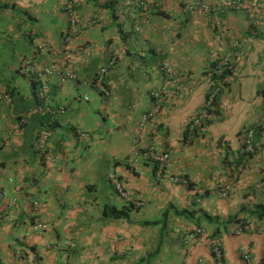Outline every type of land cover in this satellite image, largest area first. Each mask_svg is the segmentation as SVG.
<instances>
[{
    "label": "crops",
    "instance_id": "crops-1",
    "mask_svg": "<svg viewBox=\"0 0 264 264\" xmlns=\"http://www.w3.org/2000/svg\"><path fill=\"white\" fill-rule=\"evenodd\" d=\"M200 1L0 0V95L13 91L0 103V212L15 202L0 222V264H216L214 238L222 264H245L243 252L264 264V219L251 213L264 205V0L249 12L215 4L222 37ZM70 4L78 30L63 40ZM235 40L231 74L190 133L217 85L209 68ZM110 54L105 96L93 81ZM45 68L41 100L32 85ZM68 72L75 78L61 81ZM153 92L159 112L139 131ZM45 114L52 161L36 148ZM249 127L254 154L236 173ZM146 152L169 155L161 175Z\"/></svg>",
    "mask_w": 264,
    "mask_h": 264
},
{
    "label": "built area",
    "instance_id": "built-area-1",
    "mask_svg": "<svg viewBox=\"0 0 264 264\" xmlns=\"http://www.w3.org/2000/svg\"><path fill=\"white\" fill-rule=\"evenodd\" d=\"M259 1L260 0H250L248 2H241L239 0H201L198 4V8L201 11V13L204 15L207 23L212 24L214 26V28L218 27L220 29V30L218 29L219 30L218 33L222 37L223 33L221 32V24H220L221 22L217 21V19L212 21L213 15L216 12L215 4H219L223 7H225V9L227 11L231 10V11H248L249 12V11L253 10L254 8H256ZM144 3H145V0H131V4L133 6H136V7H141L144 5ZM65 13L69 18V26L71 27V31L76 32L78 30V24L76 22L74 9H73V6L71 4L67 5L65 7ZM65 40H68V38H65ZM228 47H229V51L225 54V56L222 59L219 60V66H220V68H223V69H225V67L230 68V69L232 68L233 51L241 48V42H239L238 40L231 41L228 44ZM84 53L88 55L89 49H85ZM66 57L69 58V55H67ZM116 61H117V58H116L115 54H110L107 62L103 66H101L94 74L93 86L98 92L102 93L105 96H109V91L105 87L104 82H105V79H106L109 71L116 65ZM163 69L166 72H170V69L168 68L167 65H165ZM51 73H52V71L50 68H45L42 71V73L39 75L41 85L39 88L38 97L41 100L46 99V95L48 93L47 76L50 75ZM74 78H75L74 72H68V73L62 75L61 81H64L67 79L72 80ZM222 85H223L222 82H217V85L209 91L208 96L206 97V100H205V108L187 126V130L190 133L193 132L195 130V128H197L198 126L201 125L202 121L204 120V118L207 115L206 110L210 109L213 106L215 98L219 94V92L222 88ZM151 97L155 100V106L150 112L145 113L141 116L139 127H138L139 131L144 127V125L146 124V122H148L149 119H151L155 114H157L159 112V108H160V104H161V96L158 93L153 92L151 94ZM83 99L87 100V97H83ZM0 102L5 104V105L9 104V100L3 96H0ZM61 112H62V108L59 109V111L57 113H61ZM255 129H256L255 127H249V128H245L242 131V141H241V147L242 148H241V151L244 154V158L241 162V165H239L238 170L235 171L236 173L244 167V164L247 162V160L249 158L248 157L249 154H254V148L252 145V140H253V136L255 134ZM50 135H51L50 130L48 129V127L46 125H44V127L39 132L37 139H36L37 151L42 152L43 149H46L47 140L49 139ZM138 155H139V153H138ZM142 156L145 159L151 160L157 164V174L158 175H161V173L164 172L165 165L169 159L168 154H166V153L165 154H154L153 152H146V153L142 154ZM45 160L46 161H52L53 158L50 154H47L45 157ZM109 179L119 189V184L116 181V179L114 178V176L111 175ZM170 180L174 183H181L182 182V184L188 186L187 181L180 179L178 177H172V178H170ZM221 195L226 196L227 192L224 191ZM2 217H3V214H0V221L2 220ZM31 228L33 229V231L39 232L45 228V225L42 223H38L36 225H33ZM242 229L243 228H239V230H237L236 233L241 234V232L243 231ZM198 233H200V232H197V234ZM190 236H191V238L195 237L194 235H190ZM221 246H222L221 242L218 239L213 240L211 242V245H210L211 255H212V258L216 264H222L223 263L222 262ZM243 259H244L245 264H250V256L246 252H243ZM201 264H204V263L201 262Z\"/></svg>",
    "mask_w": 264,
    "mask_h": 264
},
{
    "label": "trees",
    "instance_id": "trees-1",
    "mask_svg": "<svg viewBox=\"0 0 264 264\" xmlns=\"http://www.w3.org/2000/svg\"><path fill=\"white\" fill-rule=\"evenodd\" d=\"M70 30H71V27L68 25V31L66 32L65 35L63 34V36H62L63 37L62 38L63 40H65V38L69 37V33L68 32ZM121 33H122V37L125 38L126 37V33L124 34V32H122V31H121ZM29 69H30L29 66L26 65L25 68H23V71L26 74L31 75V74H29L30 73L29 72ZM209 69L212 70V72H211V81H212L213 84L216 83V82H222L223 85H224V81H226V78L231 74V69L230 68H227V67H225V69L220 68L219 62L213 63L210 66ZM33 81H35L33 83V85H32L33 86V90H34V94H35V95L34 94L33 95L34 96H37L38 93H37L36 90L39 91V88H40V85H41L40 79L37 78V81L33 79ZM12 92H13L12 90H8L7 93H5L3 95H4V97H7L8 95L11 96ZM44 111H46V110H44ZM44 118L46 119L47 123L45 122L43 124L46 125L48 127V129L51 131V128L53 126V123L51 124L50 117H47V115H46ZM253 138H254V136H253ZM252 145H253V148H254V144L253 143H252ZM38 152L43 155V160L46 161L45 160V157H46L47 154H49V150L46 148V149H43L42 152H40V151H38ZM251 156H252V154H249L248 157L251 158ZM243 158H244V154H242L241 156H238V158L235 160V163H234L235 170H238V167H239V165H241V162H242ZM240 170L237 173H240ZM190 187H192V185H189L188 188H190ZM126 211H128V209ZM104 213H105V215L115 216V217H125L126 216V212H124V210L123 211H117L115 209H111V210H105ZM251 213L253 215H255L258 219H264V205H257V206H255L254 207V210L251 211Z\"/></svg>",
    "mask_w": 264,
    "mask_h": 264
},
{
    "label": "clouds",
    "instance_id": "clouds-1",
    "mask_svg": "<svg viewBox=\"0 0 264 264\" xmlns=\"http://www.w3.org/2000/svg\"><path fill=\"white\" fill-rule=\"evenodd\" d=\"M132 68H133V70H136V67H135V65H133L132 66ZM164 70V69H163ZM231 70H232V68H231ZM0 96H3L4 97V95H0ZM6 99H8L9 100V104H10V98L8 97H5ZM1 103V102H0ZM8 104V105H9ZM5 105V104H4ZM0 198H7V195H6V192H4V191H0ZM9 200L10 199H8V204H7V206H6V210L5 211H3V212H0V214H3V217H2V219H5V218H12V216H11V214H10V211H11V209L13 208V206L15 205V202H14V200H12L10 203H9ZM2 221V220H1ZM0 221V222H1ZM38 223H41V222H38ZM38 223H36V224H38ZM36 224H34V225H36ZM43 224V223H42ZM45 225V224H44ZM45 228H46V225H45ZM45 228L43 229V230H41V231H39V232H37V233H40V232H43L44 230H45ZM239 228H241V227H239ZM36 232V231H35ZM197 232H200V233H198L197 234ZM196 233H193V234H190V235H194V236H197V235H201V231H197ZM216 238H214L213 240H215Z\"/></svg>",
    "mask_w": 264,
    "mask_h": 264
},
{
    "label": "rangeland",
    "instance_id": "rangeland-1",
    "mask_svg": "<svg viewBox=\"0 0 264 264\" xmlns=\"http://www.w3.org/2000/svg\"><path fill=\"white\" fill-rule=\"evenodd\" d=\"M171 181V180H170ZM172 182V181H171ZM174 183V182H173ZM181 184H182V182H181ZM183 185V184H182Z\"/></svg>",
    "mask_w": 264,
    "mask_h": 264
}]
</instances>
